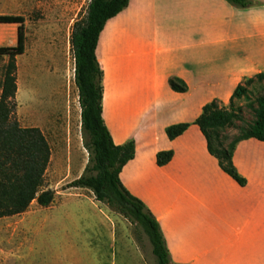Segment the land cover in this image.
<instances>
[{
  "label": "crops",
  "instance_id": "crops-1",
  "mask_svg": "<svg viewBox=\"0 0 264 264\" xmlns=\"http://www.w3.org/2000/svg\"><path fill=\"white\" fill-rule=\"evenodd\" d=\"M17 29L0 23V46H15ZM96 56L104 122L115 144L136 146L121 181L160 223L170 264H264V142L236 144L242 185L194 123L204 105L228 106L239 85L264 72V0L248 9L227 0H129L107 21ZM177 123L190 126L170 139L166 128ZM165 150L173 157L160 166Z\"/></svg>",
  "mask_w": 264,
  "mask_h": 264
},
{
  "label": "rangeland",
  "instance_id": "rangeland-1",
  "mask_svg": "<svg viewBox=\"0 0 264 264\" xmlns=\"http://www.w3.org/2000/svg\"><path fill=\"white\" fill-rule=\"evenodd\" d=\"M90 1L0 0V13L24 18L14 113L22 126H37L45 134L51 147L45 183L55 191L47 207L34 201L25 212L0 218V264H156L141 229L96 200L90 189L71 186L89 157L71 37L75 24L85 21ZM8 63L7 55L0 56V95ZM241 85V95L228 106L220 104L239 115L220 130L225 146L254 121V108L264 97V80L254 77Z\"/></svg>",
  "mask_w": 264,
  "mask_h": 264
},
{
  "label": "trees",
  "instance_id": "trees-1",
  "mask_svg": "<svg viewBox=\"0 0 264 264\" xmlns=\"http://www.w3.org/2000/svg\"><path fill=\"white\" fill-rule=\"evenodd\" d=\"M227 1L240 8L253 5L252 0ZM128 3L129 0H91L85 21L77 22L72 32L75 83L79 92L84 146L89 157L82 175L71 186L90 189L96 200L126 217L148 237L156 264H170L160 223L145 203L128 191L120 178L124 166L135 157V142L130 139L123 144H115L102 115L104 74L96 48L107 21L122 12ZM0 23L18 25L16 45L0 46V56L9 57L0 95V218H3L25 212L34 201L42 207L51 205L55 191L45 183L51 157V147L45 134L37 126H22L14 113L17 91L15 59L25 50L24 18L0 14ZM255 77L264 80V72ZM170 85L176 91L186 90L180 79H171ZM244 91L243 85H239L232 100ZM254 115V121L226 146L221 140L220 130L239 118L235 108L231 106L228 109L213 100L204 105L202 114L194 122L206 137L209 152L218 159L222 169L242 185L245 179L234 166L233 152L236 144L244 139L256 138L264 142V97L258 99ZM189 126L190 123L172 124L166 128V133L170 139H175ZM172 157V150L159 151L157 164L163 166Z\"/></svg>",
  "mask_w": 264,
  "mask_h": 264
}]
</instances>
